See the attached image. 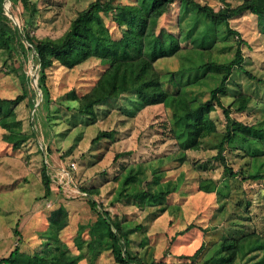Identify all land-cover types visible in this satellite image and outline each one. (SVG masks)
<instances>
[{
    "label": "rangeland",
    "instance_id": "374dc122",
    "mask_svg": "<svg viewBox=\"0 0 264 264\" xmlns=\"http://www.w3.org/2000/svg\"><path fill=\"white\" fill-rule=\"evenodd\" d=\"M36 7L31 17L33 33L39 37L57 38L68 30L77 12L87 7L93 0H30ZM134 0H118V3ZM214 8L225 3L235 7L243 0H196ZM5 14L21 26L24 14L20 3L13 6L6 1ZM114 37L120 35L111 21L106 22ZM230 26L237 30L246 45H242L243 67L252 76L234 68L227 83L226 94L220 97L227 106L233 96L239 93L249 95L252 100L243 112H232L231 118L246 124L261 123L264 120V20L252 15L231 20ZM175 25V12L164 16L160 26ZM220 33H226L224 25L218 23ZM188 28H184L187 31ZM233 37L227 42L216 39L210 48L213 58L226 62L233 57ZM185 52V51H184ZM189 51L182 56L159 59L155 66L163 74L177 70L181 66H190L198 57H188ZM196 53V52H195ZM194 53V54H195ZM200 57V55L197 53ZM201 58V57H200ZM6 55L0 49V68H3ZM24 69L35 91L34 109L30 110L27 100L16 108L17 117L22 122L24 132L31 135L21 147L20 152L9 156V148L1 144L0 155V257H6L17 243L14 229L25 237L20 247L32 251L37 244V232L43 227L46 218L43 212L51 205L61 203L68 208L70 225L85 223L93 218L82 189L97 188L99 193L93 199L112 217L125 221L130 249L148 262L152 254L162 256L164 264H203L215 257L218 242L226 239H239L243 235L255 232L264 237V181H246L231 177L225 172L216 156L214 140L210 137L202 142L199 150L185 152V161L179 164L178 147L166 128L170 118L169 110L162 105L148 106L134 117L122 116L118 107L120 101L112 99V108L108 114L104 110L96 111V119L88 118L76 110H68L60 101L62 88L76 86L78 91L87 89L97 75V68L76 71L64 75L60 68H52L48 79L50 87L49 106L41 101V93L36 85L38 65L29 54ZM62 76V77H61ZM199 83L186 87L187 93H193L199 101L209 97V92L218 82L216 76H206ZM173 90L169 82L165 83ZM20 93L17 79L12 75L0 73V95L14 97ZM114 105V106H113ZM216 124L223 127L225 118L221 109L215 113ZM116 131L114 139H101L92 144L91 140L100 131ZM33 135V136H32ZM253 146L238 144L235 150L226 147L223 152L227 165L237 171L251 166ZM7 152V153H6ZM142 164L149 174L154 169L161 187L171 190L181 185L179 192L170 196L175 204L167 211H161L164 199L149 202L141 210L122 200L111 204L116 195L121 172L127 166ZM46 171L51 179L52 195L43 199L42 172ZM158 176V177H159ZM150 183L151 177L149 176ZM199 180L206 181L215 192L205 193L198 188ZM156 189L155 186H153ZM216 194L218 196H216ZM194 228L173 239L174 232ZM200 227L202 231L196 229ZM171 239V247L167 244ZM148 244L141 246L142 240ZM39 243V242H38ZM204 244L198 255L195 250ZM68 251L76 256L74 244H66ZM164 249V252H162ZM156 251V253H155ZM261 256V251L238 257L233 264H252ZM105 264V263H98ZM207 264H219L214 259Z\"/></svg>",
    "mask_w": 264,
    "mask_h": 264
},
{
    "label": "trees",
    "instance_id": "16d2710c",
    "mask_svg": "<svg viewBox=\"0 0 264 264\" xmlns=\"http://www.w3.org/2000/svg\"><path fill=\"white\" fill-rule=\"evenodd\" d=\"M6 1L13 6L20 3L24 14L21 26L18 27L5 14ZM35 12L36 7L30 0H0V49L6 55L4 69L0 68V73L14 76L20 86V93L14 97L0 95V147L4 144L9 148V156L20 152L31 137L23 131L16 113L18 105L25 100L30 110L35 105L36 93L24 69L30 54L38 65L36 85L45 106L52 102L48 85L52 68L62 69V76H67L95 67L97 75L87 89L79 92L73 85L62 88L59 98L69 104L66 109L76 110L95 120L96 111L105 109V114L110 112L112 99L121 102L118 107L120 113L130 118L148 106L162 105L170 112L166 128L180 152L177 156L179 164L185 161L186 151L199 150L203 141L216 136L215 158L225 172L241 182L264 181V120L246 124L231 118L232 112L247 109L252 98L245 93L233 96L227 106L220 100L226 94L234 68L252 78L242 65V45L246 43L229 22L246 15L264 20V0H243L235 7L225 3L220 8L196 0H134L122 4L118 0H93L77 12L68 30L57 38H39L33 33L31 17ZM171 12H175V25L161 27L160 20ZM107 21L114 23L119 36H113ZM218 23L224 25L226 33H220ZM184 28H188L187 31ZM218 37L223 42H227L229 37L235 38L233 57L226 62L217 61L210 53ZM186 51H189L188 57L197 56L198 61L165 74L157 70L155 63L159 59L182 56ZM207 75L218 77V82L210 89L209 97L199 101L193 93L186 92V87L199 83ZM166 82L172 85L173 90L165 86ZM217 108L225 118L223 127L216 124ZM115 135L114 130H100L91 143L105 138L114 139ZM238 144L254 147L252 163L247 170L233 171L223 154L226 147L235 150ZM120 174V185L112 205L124 200L143 210L149 202L161 198L165 203L160 210L165 212L179 204L170 202V196L179 192L183 183L171 190L164 189L155 170L150 169L147 174L142 164L127 166ZM42 182V198L49 199L52 195L51 179L45 170ZM198 188L205 193L215 192L214 186L202 180H199ZM82 192L94 214L91 220L76 223L72 230L68 208L61 203L51 205L52 208L43 212L47 222L38 229L34 249L24 251L20 245L27 240L14 229L17 243L8 256L0 257V264H164V254L154 256L153 253L151 261L146 262L130 249L125 221L112 217L93 199L99 193L97 188L82 189ZM193 228V225H188L174 232L173 239ZM196 229L202 231L200 227ZM163 235L165 244L171 247V239L167 241L166 233ZM68 243L74 244L78 251L76 256L68 251ZM140 244L145 246L148 240H142ZM203 247L202 243L193 255H198ZM255 250L261 251V256L252 264H264V237L255 232L239 239L221 240L215 249V257L203 264L213 259L219 264H233L238 257L252 254Z\"/></svg>",
    "mask_w": 264,
    "mask_h": 264
},
{
    "label": "water",
    "instance_id": "95a60500",
    "mask_svg": "<svg viewBox=\"0 0 264 264\" xmlns=\"http://www.w3.org/2000/svg\"><path fill=\"white\" fill-rule=\"evenodd\" d=\"M18 25V24H17ZM18 27H19V25H18Z\"/></svg>",
    "mask_w": 264,
    "mask_h": 264
}]
</instances>
